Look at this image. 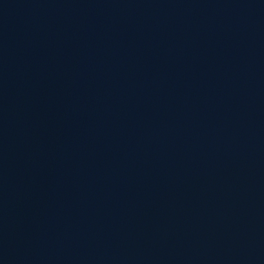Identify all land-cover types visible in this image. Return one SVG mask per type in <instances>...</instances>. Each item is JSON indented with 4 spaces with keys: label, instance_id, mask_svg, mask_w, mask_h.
I'll return each instance as SVG.
<instances>
[{
    "label": "water",
    "instance_id": "water-1",
    "mask_svg": "<svg viewBox=\"0 0 264 264\" xmlns=\"http://www.w3.org/2000/svg\"><path fill=\"white\" fill-rule=\"evenodd\" d=\"M0 264H264V0H0Z\"/></svg>",
    "mask_w": 264,
    "mask_h": 264
}]
</instances>
